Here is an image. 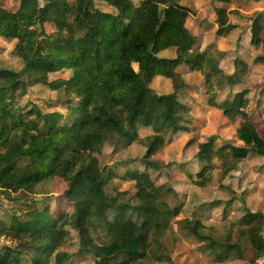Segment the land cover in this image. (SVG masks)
Returning a JSON list of instances; mask_svg holds the SVG:
<instances>
[{
	"label": "trees",
	"instance_id": "trees-1",
	"mask_svg": "<svg viewBox=\"0 0 264 264\" xmlns=\"http://www.w3.org/2000/svg\"><path fill=\"white\" fill-rule=\"evenodd\" d=\"M16 1L15 10L0 3V37L19 41L23 61L20 71L0 69V190L12 200L24 201L26 209L0 221V237L18 241L0 246V264H57V259L71 264L76 254L63 246L75 245L74 232L79 251L93 253L94 264H176L166 236L182 196L168 184L157 185L146 170L128 171L122 177L136 181L145 173L151 178L144 189L138 187L135 198L127 190L108 191L118 175L101 165L94 138L106 141L113 132L132 144L141 129L150 128L155 137L143 163L157 168L149 158L171 142L173 134L188 131L191 122V106L179 99L189 84L178 71L182 66L204 76L206 102L229 121L248 107L261 118L262 101L250 97V89L233 91L247 74V62L236 59L226 83L214 85L223 70L212 58L210 45L204 51L195 48L197 38L187 27L188 18L196 14L192 0H140L138 5L134 0H105L117 10L114 17L97 8L95 0ZM233 13L216 9L217 36L239 32L240 27L229 21ZM108 17L118 23L105 35L101 23ZM47 24L55 28L48 30ZM263 30L264 17L257 16L249 41L262 47L254 59L257 64H264ZM42 63L52 78L70 68L79 72L76 84L57 88L62 110L43 112L18 101L37 84ZM40 82L58 87L49 78ZM236 132L241 145L218 146L217 135L197 145L196 162L203 165L193 176L195 185L208 184L215 159L227 176L250 153L264 157L258 125L244 122ZM9 140H15L13 156L1 150ZM227 154L229 158L222 160ZM56 179L66 183L62 197L70 209L55 211L49 202L47 186ZM179 228L204 252L218 251L217 263L245 259L247 250L251 264L264 258V215L247 206L241 219L223 231L200 218ZM250 231L257 236L252 238Z\"/></svg>",
	"mask_w": 264,
	"mask_h": 264
},
{
	"label": "rangeland",
	"instance_id": "rangeland-1",
	"mask_svg": "<svg viewBox=\"0 0 264 264\" xmlns=\"http://www.w3.org/2000/svg\"><path fill=\"white\" fill-rule=\"evenodd\" d=\"M139 1L134 0V3L138 5ZM195 2L197 12L188 18L187 27L197 38L196 49L204 51L209 45L213 48L212 58L219 61V66L223 70V73L213 79L214 85L219 88L226 83L227 77L235 71L236 59L246 61L247 74L241 82L237 83L233 91L250 89L249 96L262 101L261 118L252 111L251 107H248L238 110L234 114L235 119L229 121L221 111L206 102L204 76L198 71L192 72L188 68H183L182 71L189 84L179 93V99L191 106L189 130L173 134L172 141L160 146L149 158L157 163V168L147 167L143 163L147 148L155 137L150 128L141 129L139 138L132 144H128L127 139H119L115 133L109 132L106 141L98 137L94 138V147L101 165L110 167L118 175L110 181L108 191H113L114 188L127 190L130 196L135 198L139 191L138 187L144 189L150 184L151 178L145 173L141 174L136 181L122 177L128 171L146 170L157 185L168 184L180 193L182 200L171 223L172 231L166 236L171 256L176 264H251V250L245 252V259L217 263L215 254L218 251L204 252L199 248L198 241L181 231L179 225L185 224L192 218H200L207 226H213L216 231H223L231 223H237L241 219L245 214L246 206L251 211H259L264 215V157L250 153L240 163L238 170L227 176L222 175L221 161L215 159L212 178L208 184L202 187L193 183V176L203 165L202 162H196L197 145L207 140L210 135H217L216 144L218 146L227 142L241 145L242 142L238 139L236 131L244 122H252L258 125L260 134L264 136V123H260L264 118V64L254 62L255 57L261 54L262 47H255L249 43L253 20L257 16L264 17V0H229L224 3H218L217 0H195ZM0 3L13 10L19 6L16 0H0ZM40 3L42 4L43 0H40ZM95 5L112 17L116 16L117 10L105 0H95ZM216 9L234 10L233 14H229V21L240 27L237 34L227 38L216 37L214 29ZM117 23L118 21L114 18H105L101 23L103 33L111 34L109 31L114 30ZM47 28L53 30L55 25L47 24ZM262 35L264 36V30ZM19 50L20 44L17 39L0 37V69L20 71L23 61L19 56ZM166 53L168 55L170 51ZM48 71L46 64H38L36 76L38 82L29 86L27 92L19 97L18 101L21 105L29 109L36 106L43 112L62 110L57 88L67 84H76L79 72L70 68L66 69L63 74L58 73L52 78V75L49 77ZM48 78L52 81V85L58 84V87L41 84L40 81ZM154 87L161 91L162 87L159 83H155ZM13 141L15 142V140L5 142L1 147L3 152H9L12 156ZM228 158L229 154L221 157L222 160ZM66 187V183L61 179H56L53 184L47 186L52 197L49 202L55 211H59V208L70 209L68 201L62 197ZM44 201L47 202V200ZM24 209H26L24 201L12 200L0 190V221L7 220L12 213H20ZM250 234L252 238L257 236L253 231H250ZM73 239L75 245L63 246V249L76 254L70 263L94 264L95 255L93 253L79 251V236L75 232ZM17 243L18 241L10 237H0V246H15ZM155 249L152 252H155ZM56 263L69 264V261L68 259H57ZM254 264H264V258Z\"/></svg>",
	"mask_w": 264,
	"mask_h": 264
},
{
	"label": "crops",
	"instance_id": "crops-1",
	"mask_svg": "<svg viewBox=\"0 0 264 264\" xmlns=\"http://www.w3.org/2000/svg\"><path fill=\"white\" fill-rule=\"evenodd\" d=\"M257 1H259V0H257ZM192 2H193V4H194V6H195V9L197 10V6H196V2H195V0H192ZM218 3H224V2H219V1H217ZM197 12V11H196ZM233 23V22H232ZM214 29H215V32L217 31V25H215L214 26ZM190 30V29H189ZM216 34V33H215ZM216 37H219V38H227V37H220V36H217V34H216ZM183 68H185V67H179L178 68V71H180V72H182L183 74H184V72L182 71V70H184ZM185 75V74H184ZM186 77V76H185Z\"/></svg>",
	"mask_w": 264,
	"mask_h": 264
}]
</instances>
